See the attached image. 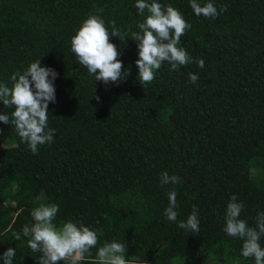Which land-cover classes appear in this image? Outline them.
I'll return each mask as SVG.
<instances>
[{"label": "trees", "instance_id": "16d2710c", "mask_svg": "<svg viewBox=\"0 0 264 264\" xmlns=\"http://www.w3.org/2000/svg\"><path fill=\"white\" fill-rule=\"evenodd\" d=\"M157 2L171 4L192 25L179 46L205 67L172 70L164 62L146 90L131 39L145 19L136 0H0V83L11 87L13 73L40 59L58 73L48 104L53 142L33 153L11 124L0 122V257L14 248L13 264H37L40 254L30 250L22 228L33 223L34 208L54 203L60 226L83 222L97 232L94 258L115 240L125 244L130 264H197L206 250L215 264H255L241 255L242 241L222 229L233 194L250 226L264 211V0H211L227 9L215 19L196 16L190 0ZM90 14L100 15L109 31L114 20L128 33L124 42L110 36L122 72H130L118 82L96 81L71 51L72 36ZM189 73L198 76L195 84ZM14 110L0 101V114ZM242 166L253 168L249 176L239 175ZM165 171L181 182L161 186ZM43 186L46 199L36 203ZM172 190L177 223L164 216ZM193 205L198 234L178 227Z\"/></svg>", "mask_w": 264, "mask_h": 264}, {"label": "clouds", "instance_id": "9594fccd", "mask_svg": "<svg viewBox=\"0 0 264 264\" xmlns=\"http://www.w3.org/2000/svg\"><path fill=\"white\" fill-rule=\"evenodd\" d=\"M145 19L139 22V31L131 33V39L137 42L139 59V83L147 90V85L155 79V72L164 62L171 65L172 70L179 66L196 63L200 69L205 67L202 58L195 60L180 47L181 37L192 25L188 23L180 11L171 4L162 5L157 0H136L134 5ZM190 7L196 16L217 18L226 11V7L218 8L214 3H201L190 0ZM102 13L103 9H97ZM110 28L100 15L90 14L71 38V51L80 65H83L96 81L105 84L118 82L126 78L130 72H122V61L116 46L110 42V36L119 37L122 42L128 33L118 28L116 22H110ZM128 40V39H127ZM58 73L52 68L41 67V59L32 62L26 70L11 75V87L0 83V101L14 111L0 114V122L11 124L15 134L19 136L33 153L38 151V145L53 142L55 129L48 125V104L55 101L53 81ZM189 81L195 84L198 76L189 73ZM51 76V80L49 77ZM33 85L35 91L33 90ZM99 100V97H96ZM181 177L170 176L166 171L161 174L160 185L178 184ZM169 205L164 210V216L172 223H177V192L167 193ZM245 205L233 194L226 205L223 232L229 237L242 241L241 255L244 258H254L255 264H264V247L260 240L264 236V211L254 217V226L241 219ZM59 206L57 204H41L34 208L30 215L32 224H25L22 235L27 238L28 247L32 252L39 253L37 264H81L87 254L97 247V232L85 226L83 222L66 221L57 226L54 221ZM199 209L193 205L186 220H180L178 227L190 233L200 232ZM21 233H17L19 240ZM127 249L124 243L111 241L97 248L95 259L97 264H130L126 259ZM15 249L9 248L0 257L4 264H13Z\"/></svg>", "mask_w": 264, "mask_h": 264}, {"label": "rangeland", "instance_id": "374dc122", "mask_svg": "<svg viewBox=\"0 0 264 264\" xmlns=\"http://www.w3.org/2000/svg\"><path fill=\"white\" fill-rule=\"evenodd\" d=\"M13 141L11 139H6L5 140V144L6 145H10ZM253 170L252 167H246V166H242L240 167L239 169V175L241 177H247L249 176V173ZM47 187L46 186H43L42 188H38L36 190V194L34 195V198H33V201H35L36 203H41L43 202L45 199H46V193H47ZM54 223L59 227L60 226V223H59V220L55 219ZM135 247H137L138 249H141L143 250L144 252H148V247L144 244H141V243H137L135 245ZM168 249L167 246L163 247L160 249L161 252H165L166 250ZM94 254L92 252H90V254H87L84 261H82V264H93V261L95 260ZM135 261H138V260H142L141 258L138 257V255H135L134 258H133ZM198 263L197 264H215L214 262H212V254L211 252L209 251H202L200 254H199V257H198ZM144 264H165L163 261H159V260H153L152 259V262L147 260L144 262ZM174 264H177V263H174Z\"/></svg>", "mask_w": 264, "mask_h": 264}]
</instances>
